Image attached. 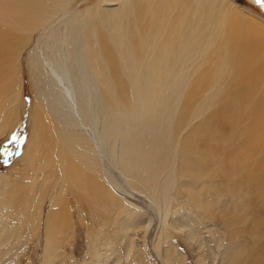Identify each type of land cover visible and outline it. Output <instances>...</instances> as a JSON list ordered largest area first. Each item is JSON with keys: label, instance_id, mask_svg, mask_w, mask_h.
<instances>
[{"label": "bare ground", "instance_id": "bare-ground-1", "mask_svg": "<svg viewBox=\"0 0 264 264\" xmlns=\"http://www.w3.org/2000/svg\"><path fill=\"white\" fill-rule=\"evenodd\" d=\"M138 1H143L144 8L143 15L134 17L143 21L136 45L134 41L115 38L121 26L113 21L117 0H99V6L104 5L102 18L110 14L112 47L117 51L122 74L129 80L135 116L144 119V129L166 134L162 139L152 140L151 148L145 145L142 152L129 146L136 145L132 125L114 97V79L119 75L114 51L109 50L103 58L98 55L97 46L104 37L103 29L97 25L98 10L84 11L81 0H0V135L13 127V120L22 114L21 70L25 53L32 92L30 134L25 155L20 158L24 163L20 174H27L32 182L24 188L27 196L24 199L10 188L18 204H24L17 208V213H23L27 219L28 212L40 211L44 195L48 193L47 184L58 181L60 185L48 210L42 264H52L54 247H58L56 234L59 232L52 229H57L55 222L65 213L66 190L73 191L85 202L89 199L90 205L98 210H103L105 201L113 203L114 195L104 183V171L113 176L103 169V157L118 169L130 189H137L157 207H164L157 200H161L164 188L183 176L173 173L174 178L170 180V171L176 155L182 153L181 147L188 149L187 137L179 133L190 126L181 119L180 106L194 98L196 89L188 88L187 77L202 66L215 43H219L215 52V59H219L214 60L212 81L206 89L216 90L218 94L231 84H240L251 73L258 75L259 84L264 85L262 17L258 20L256 15L240 10L235 0ZM71 3L74 11L69 10ZM141 49L144 53L139 60ZM127 51L131 52L130 57ZM234 57L236 70L231 69ZM223 58L230 61L225 63ZM171 64L174 66L170 67ZM204 94L201 101L206 99ZM247 103L250 101L244 100V108ZM47 114L58 129L57 137L43 119ZM198 115L199 110L194 109L192 119L200 118ZM251 140L264 156V140L260 137ZM156 150L163 156H156ZM230 165L241 167L235 157L230 159ZM17 171L13 178L1 174L0 180L10 183L18 179ZM5 189L8 194L9 189ZM8 203L7 198L0 200V211L1 205ZM161 212L167 213L165 209ZM124 213L131 222L130 227L138 225L125 208ZM3 229H0V245L8 243L14 248L13 234L17 227L9 224ZM127 232L130 233L128 227L121 230L122 235ZM106 241L103 237L97 244L90 238L89 254L95 264H105L108 260L104 255ZM245 254L254 253L250 249ZM108 257H114V253ZM237 264L252 263L245 258Z\"/></svg>", "mask_w": 264, "mask_h": 264}, {"label": "rangeland", "instance_id": "rangeland-1", "mask_svg": "<svg viewBox=\"0 0 264 264\" xmlns=\"http://www.w3.org/2000/svg\"><path fill=\"white\" fill-rule=\"evenodd\" d=\"M81 2L84 11L98 10L97 25L104 31V37L97 46L98 55L103 58L109 50L114 51L115 69L119 71L114 79V97L132 125L136 145L129 146L142 152L145 145L151 148L152 140L162 139L166 134L144 129V119L135 116L132 89L126 74H122L117 51L112 47L108 24L110 14H104L102 18L105 10L103 4L99 6V0ZM235 2L240 10L254 17L256 15L258 20V17L264 19V0ZM72 3L70 11H74L70 8ZM143 8V1L117 0L113 21L121 26L115 38L134 41L136 45L143 21L134 17L143 15ZM124 33L125 38L121 37ZM36 41L37 35L34 43ZM218 46L219 43H215L202 66L187 77L188 88L196 89L194 98L180 106V117L190 126L179 133L187 137L188 149L181 147L182 153L176 155L170 171V180L174 178L173 173L183 176L172 186L164 188L161 200H157L164 207H157L144 193L130 189L118 169L103 157V169L113 176L112 179L104 171V183L114 195L113 203L104 200L103 210H98L90 205L89 199L85 202L73 191L66 190L67 195L63 200L65 213L55 222L57 229H52L59 232L56 234L58 247H54L52 264H95L89 254L91 236L97 244L101 243L103 237L108 240L104 250L108 258L105 264H237L239 261L244 262L245 258L252 264H264V156L259 146L251 140L257 137L264 140V116L258 115L264 114V85L259 84L258 75L251 73L243 77L240 84H231L218 94L216 90L210 92L206 89L212 81L214 60L216 62L219 59H215ZM143 53L141 49L139 60ZM127 55L130 57L131 52L127 51ZM223 61L227 63L230 60L223 58ZM235 61L236 57L232 58V70L237 69ZM21 71L22 114L18 120H13L10 130L0 135V175L7 174L13 178L19 170V178L12 179L11 184L0 180V200H9L8 204L1 205L0 225L3 224L1 226L4 229L9 224L17 227L13 234L16 241L14 248L8 243L0 245L3 246L0 248V264H42L48 210L60 186L58 181L47 184L48 193L44 195L40 211L36 209L34 213L28 212L27 219L23 213H17V208L24 204H18L13 193L15 191L24 196L22 199L26 198L25 189L32 182L27 174H20L24 169L20 158L23 153L25 155L24 148L30 134L32 103L26 53L22 58ZM203 94L206 99L201 101ZM244 100L250 101L246 108L243 106ZM194 109L199 110L200 118L192 119ZM43 119L57 137L58 129L49 115ZM149 119L153 121L152 116ZM187 153L190 154L188 158ZM155 155L163 156V153L156 150ZM233 157L243 168L230 165ZM243 173L246 174L244 177L251 179L241 176ZM11 187L14 191L10 190ZM5 188L9 189L8 194ZM53 190L54 196L50 197ZM124 208L138 223L137 226L130 227L131 222L127 221ZM161 209L167 213L162 214ZM1 226L0 229H3ZM125 227L130 229V233L122 235L121 230ZM244 249H251L254 254L247 256V251L243 253ZM110 253H114V257H108Z\"/></svg>", "mask_w": 264, "mask_h": 264}, {"label": "trees", "instance_id": "trees-1", "mask_svg": "<svg viewBox=\"0 0 264 264\" xmlns=\"http://www.w3.org/2000/svg\"><path fill=\"white\" fill-rule=\"evenodd\" d=\"M243 5V4H242ZM245 6V5H244Z\"/></svg>", "mask_w": 264, "mask_h": 264}]
</instances>
